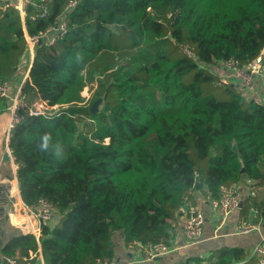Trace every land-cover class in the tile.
<instances>
[{
  "label": "trees",
  "instance_id": "16d2710c",
  "mask_svg": "<svg viewBox=\"0 0 264 264\" xmlns=\"http://www.w3.org/2000/svg\"><path fill=\"white\" fill-rule=\"evenodd\" d=\"M67 3L30 0L21 15L0 0V83L24 55L23 27L36 35L66 22L62 38L35 46L21 85L28 103L61 106L26 115L8 143L23 203L47 200L56 217L38 240L16 235L2 253L29 256L40 246L45 264L111 260L115 232L140 244L168 235L197 180L217 199L247 178L253 194L239 219L254 211L264 221V102L213 70L261 56L264 75V0H76L66 11ZM40 4L47 11L35 17ZM88 85L89 102L101 98L95 113L81 103ZM80 124L83 136L71 143ZM45 134L48 151L39 148ZM239 260L259 264L239 247L216 250L209 264Z\"/></svg>",
  "mask_w": 264,
  "mask_h": 264
},
{
  "label": "crops",
  "instance_id": "0c3cea01",
  "mask_svg": "<svg viewBox=\"0 0 264 264\" xmlns=\"http://www.w3.org/2000/svg\"><path fill=\"white\" fill-rule=\"evenodd\" d=\"M34 54H29L26 67H23V57L18 65L17 71L9 80L11 88L21 87L28 77V70L31 66ZM25 66V65H24ZM218 73V72H217ZM237 84V81H232ZM245 96L264 102V78L256 77ZM9 123V113L5 110V102L0 98V264H6L2 253L3 244L19 234L32 233L38 240V221L28 215L22 205L17 180L18 163L7 153V144L4 139L5 128ZM241 186V200L246 197L251 181L242 178L238 181ZM193 203H184L172 221L169 229L170 245L174 248L171 252L154 258L143 260L138 246H128L119 232L112 237L114 255L110 260L111 264H209L212 254L224 247H239L247 254H250L253 245L257 243L264 233V221L260 222L261 229L248 233L236 231L239 219L238 210L224 217L221 210L211 204V198L205 185L196 187L193 192ZM188 205L197 206L204 214L202 238L199 242L190 244L182 233L181 223ZM241 208V207H240ZM224 217V218H223ZM255 212L250 211L249 216L244 220L254 222ZM257 222V223H258ZM38 234V235H36ZM39 244V241H38ZM140 244V243H139ZM36 264H45L41 254L40 246L37 253L29 251ZM232 264H244L243 261H235Z\"/></svg>",
  "mask_w": 264,
  "mask_h": 264
},
{
  "label": "built area",
  "instance_id": "2783aa9c",
  "mask_svg": "<svg viewBox=\"0 0 264 264\" xmlns=\"http://www.w3.org/2000/svg\"><path fill=\"white\" fill-rule=\"evenodd\" d=\"M7 2L14 3L11 0H7ZM15 2H18V6L15 4V7L21 12L22 15V7L25 5V2L29 3L30 0H15ZM75 3L76 0H68L65 10H70L75 5ZM37 11L38 12L36 13L35 17H42L46 13L47 8L44 4H40L37 6ZM65 32L66 22L63 18H60L57 24L47 27L45 30L39 32L36 35H29L26 29L24 27L22 28V36L26 43V47L28 48L29 54H34V48L37 44L50 45L53 41L62 38ZM220 62L222 65H224L225 70L228 71V73L225 74L233 76V78L237 80V85L243 91H248L250 89L256 77L259 76L264 78L263 70L260 65L261 56H258L253 62H250L244 67L239 66V64H236L233 60H225ZM0 98L4 100L5 110L9 113V123L5 128L4 139L7 144V153L13 157L8 143L14 126L21 122L26 115H51L52 113H49L48 108L53 106H47L41 100L28 103L22 95L21 87L19 86L12 89L9 80H4L0 83ZM196 177L198 178L197 175ZM197 182L199 181L197 180ZM241 186L242 184L240 182H236L230 186H223L221 188V194L219 198L211 199L210 202L212 206L221 210L224 217H227V215L239 209L242 194ZM248 194H253V189L251 186L248 188L247 195ZM22 205L25 212L38 221V232H40L42 225H51L55 220V208L47 200L39 199L36 205L30 206L25 205L22 202ZM204 219L203 212L197 206H187L181 227L183 236L188 243L193 244L201 240ZM260 229V222L257 223L252 222L251 220L241 219L238 221L236 231L239 233H248L252 231H259ZM126 244L128 246H138L143 260H152L156 257L163 256L174 249L170 245L169 234L162 236L156 242L139 244L128 241ZM250 255L257 256L258 263L264 264V233L260 240L253 245ZM3 259L6 264H36L32 256H4ZM95 264H111V262L108 259H103L97 260Z\"/></svg>",
  "mask_w": 264,
  "mask_h": 264
},
{
  "label": "rangeland",
  "instance_id": "374dc122",
  "mask_svg": "<svg viewBox=\"0 0 264 264\" xmlns=\"http://www.w3.org/2000/svg\"><path fill=\"white\" fill-rule=\"evenodd\" d=\"M4 1H7V0H1V2H4ZM11 1L14 2L18 6V2H15V0H11ZM28 57H29V51H28V48L26 47V50H25L24 55H23V59L24 60L22 61L23 67H26V64H27L26 61L28 60ZM213 70L218 72V74L220 75L222 80H225V81H228V82L237 81L235 78H233V76H231L229 74H225V73H228V71L225 70L224 65H222L221 62H219L215 67H213ZM93 90H94V88H90L89 85L88 86H84L82 88V90L80 91V94H79L81 99H82L81 103H85L86 105L91 106V104L93 102H89V100H90V98L92 96ZM67 105H68L67 103L62 104L63 107H65ZM59 106H61V105H56V106L48 108L49 113H54V112L58 111L59 110ZM101 108H102V105H101V101H100L97 104V111L99 109H101ZM83 130H84L83 126L80 124L78 126V129L75 132V135L72 137L71 143H76V142H78L81 139V137L83 136V133H84Z\"/></svg>",
  "mask_w": 264,
  "mask_h": 264
},
{
  "label": "clouds",
  "instance_id": "9594fccd",
  "mask_svg": "<svg viewBox=\"0 0 264 264\" xmlns=\"http://www.w3.org/2000/svg\"><path fill=\"white\" fill-rule=\"evenodd\" d=\"M50 140H51V136L49 134H45L42 138H41V143L39 145V148L43 151H48L49 150V145H50Z\"/></svg>",
  "mask_w": 264,
  "mask_h": 264
},
{
  "label": "water",
  "instance_id": "95a60500",
  "mask_svg": "<svg viewBox=\"0 0 264 264\" xmlns=\"http://www.w3.org/2000/svg\"><path fill=\"white\" fill-rule=\"evenodd\" d=\"M27 2H25V4H26ZM239 66H241V65H239ZM101 101V98H97L96 100H94L93 101V103L91 104V106H90V111L92 112V113H95L96 111H97V104H98V102H100ZM235 147V146H234ZM233 147V148H234ZM201 185H203V183L202 182H197L196 184H195V186L196 187H198V186H201ZM242 206V200L240 201V204H239V208ZM157 258V257H156ZM39 264H40V262H39Z\"/></svg>",
  "mask_w": 264,
  "mask_h": 264
}]
</instances>
